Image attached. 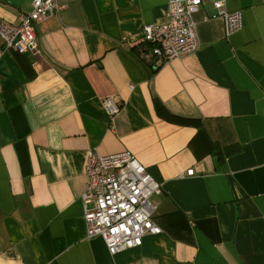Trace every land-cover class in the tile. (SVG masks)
<instances>
[{
	"label": "crops",
	"instance_id": "crops-1",
	"mask_svg": "<svg viewBox=\"0 0 264 264\" xmlns=\"http://www.w3.org/2000/svg\"><path fill=\"white\" fill-rule=\"evenodd\" d=\"M168 1L56 0L37 52L0 39V264H264V0H227L230 36L205 3L199 51L156 68L132 43ZM89 150L130 152L161 185L159 235L114 256L87 238Z\"/></svg>",
	"mask_w": 264,
	"mask_h": 264
},
{
	"label": "built area",
	"instance_id": "built-area-1",
	"mask_svg": "<svg viewBox=\"0 0 264 264\" xmlns=\"http://www.w3.org/2000/svg\"><path fill=\"white\" fill-rule=\"evenodd\" d=\"M207 2L215 10L207 20L222 19L227 36L241 30L243 14L230 11L227 0H169L167 20L144 26L142 36L132 45H149L156 68L198 52L200 44L194 16ZM64 8L56 0H34L32 11L21 15L18 24L0 18L3 49L19 54L37 52L39 24ZM105 107L110 109V102L105 101ZM85 175L82 206L88 239L101 238L109 254L114 256L140 247L148 235L161 233L153 222L157 207L152 199L162 194V187L132 153L101 155L89 150ZM193 175L194 170H188L181 177Z\"/></svg>",
	"mask_w": 264,
	"mask_h": 264
},
{
	"label": "trees",
	"instance_id": "trees-1",
	"mask_svg": "<svg viewBox=\"0 0 264 264\" xmlns=\"http://www.w3.org/2000/svg\"><path fill=\"white\" fill-rule=\"evenodd\" d=\"M144 46H145V47H144V51H145V53L151 54V56H152V53H151V47H150L149 45H144ZM133 51L137 52V55L140 56L141 51H138L137 48L133 49ZM152 61H153V56H152V58H151V64H152ZM152 66H153V65H152ZM188 123H189V122H188ZM220 157H221V156H220ZM220 159L223 160L222 157H221Z\"/></svg>",
	"mask_w": 264,
	"mask_h": 264
}]
</instances>
